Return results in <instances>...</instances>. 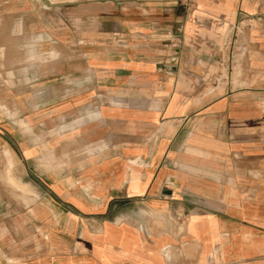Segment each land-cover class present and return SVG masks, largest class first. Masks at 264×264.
Returning a JSON list of instances; mask_svg holds the SVG:
<instances>
[{
    "label": "crops",
    "instance_id": "obj_1",
    "mask_svg": "<svg viewBox=\"0 0 264 264\" xmlns=\"http://www.w3.org/2000/svg\"><path fill=\"white\" fill-rule=\"evenodd\" d=\"M62 7L0 0V264H264V0Z\"/></svg>",
    "mask_w": 264,
    "mask_h": 264
},
{
    "label": "rangeland",
    "instance_id": "obj_2",
    "mask_svg": "<svg viewBox=\"0 0 264 264\" xmlns=\"http://www.w3.org/2000/svg\"><path fill=\"white\" fill-rule=\"evenodd\" d=\"M74 1L77 7L75 8H64L60 9L62 16H76L77 21H80V16L91 15L93 16V34L101 36L102 41L106 46H117L120 39V24L117 21L120 20V11L123 3L136 2V3H146V2H159L161 0H61V2ZM179 2L180 0H174ZM63 5V3H62ZM86 5V6H85ZM178 8L175 9L174 14L178 15ZM98 22V23H97ZM176 25H174L175 27ZM180 26V25H179ZM156 34H159L158 32ZM174 37H178L175 33ZM67 41H61V45ZM92 43H97V41H92ZM84 46V41L77 40V47Z\"/></svg>",
    "mask_w": 264,
    "mask_h": 264
}]
</instances>
